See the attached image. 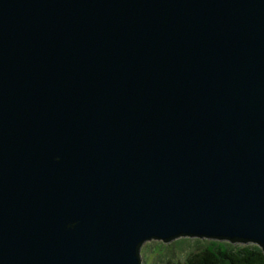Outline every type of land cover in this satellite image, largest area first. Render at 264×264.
<instances>
[{
  "label": "water",
  "instance_id": "1",
  "mask_svg": "<svg viewBox=\"0 0 264 264\" xmlns=\"http://www.w3.org/2000/svg\"><path fill=\"white\" fill-rule=\"evenodd\" d=\"M178 237L264 251V0H0V264Z\"/></svg>",
  "mask_w": 264,
  "mask_h": 264
},
{
  "label": "trees",
  "instance_id": "2",
  "mask_svg": "<svg viewBox=\"0 0 264 264\" xmlns=\"http://www.w3.org/2000/svg\"><path fill=\"white\" fill-rule=\"evenodd\" d=\"M182 238V237H181ZM192 237H183L190 241ZM195 244L200 246L184 261L170 264H264V251L256 243L235 242L230 240L195 237ZM207 239V240H203ZM181 242V241H180Z\"/></svg>",
  "mask_w": 264,
  "mask_h": 264
},
{
  "label": "rangeland",
  "instance_id": "3",
  "mask_svg": "<svg viewBox=\"0 0 264 264\" xmlns=\"http://www.w3.org/2000/svg\"><path fill=\"white\" fill-rule=\"evenodd\" d=\"M182 239L183 237H178L169 243L156 239L147 241L142 248L144 264H170L174 261H184L192 252L200 249V246L195 244V237L190 241H182Z\"/></svg>",
  "mask_w": 264,
  "mask_h": 264
}]
</instances>
